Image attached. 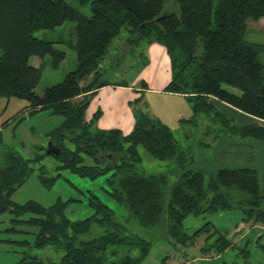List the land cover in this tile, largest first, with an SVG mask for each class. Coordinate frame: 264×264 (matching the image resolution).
<instances>
[{
  "label": "trees",
  "instance_id": "1",
  "mask_svg": "<svg viewBox=\"0 0 264 264\" xmlns=\"http://www.w3.org/2000/svg\"><path fill=\"white\" fill-rule=\"evenodd\" d=\"M169 2L177 10L166 11ZM87 5L89 17L80 12ZM263 18L264 0H217L215 9L212 0H78V8L63 0H0V100L27 102L28 116L45 110L61 116L62 123L47 135L50 144L59 149V156L54 157L61 162L59 169L90 180L109 175L105 191L126 209L127 218L145 230H160L169 243H192L204 227H211L206 223L188 235L183 228L188 216L237 209L242 212L241 222L264 227V174L258 167L217 168L205 182L200 171L187 168L188 157L171 130L142 109L135 111L133 129L127 135L94 127L100 111L85 119L88 97L107 86L98 82L99 66L121 29L126 28L130 33L126 42L146 39L166 49L171 80L164 92L183 96L194 117L212 118L219 132L264 147V76L258 59L264 46L244 40L248 23ZM66 22L74 23L76 68L39 96L35 89L42 64L31 66L29 59L50 56L52 68L57 69L65 53L55 49L54 42L35 38L33 33L53 31ZM223 85L240 95L227 92ZM214 101L253 122L235 123L232 111L221 113ZM141 103L139 98L136 104ZM22 117L19 112L0 127L15 120L20 123ZM139 146L153 159L171 161L178 167L180 174L171 186H167L165 175H148L138 169ZM39 158L26 159L6 146L0 131V216L10 213L13 224L35 228V248L51 246L63 254L58 263L24 257L19 264H142L151 242L131 233L96 196L89 202L93 214L75 222L66 215L68 202L46 207L34 201L17 204L11 200L32 173L31 163ZM38 176L50 188L60 175L47 178L39 172ZM24 216L28 218L22 220ZM92 225L100 228L101 234L84 238ZM226 237L221 234L204 252L223 254L233 247ZM255 244L264 254L262 238ZM244 258L245 264H253Z\"/></svg>",
  "mask_w": 264,
  "mask_h": 264
},
{
  "label": "rangeland",
  "instance_id": "2",
  "mask_svg": "<svg viewBox=\"0 0 264 264\" xmlns=\"http://www.w3.org/2000/svg\"><path fill=\"white\" fill-rule=\"evenodd\" d=\"M63 1L71 7L78 8V0ZM212 3L215 9L217 0H212ZM165 8L168 12L177 10V6L172 2L166 4ZM80 12L83 16L89 17L91 14L90 5L80 8ZM73 34L74 23L71 22H66L53 31L33 33L35 38L54 42V48L65 53V59L57 69L52 68L50 56H46L43 60L37 57L30 58L31 66L36 62L38 65L42 64L41 78L35 89L37 95L40 96L46 88L61 83L65 75L76 68ZM127 39H130V33L126 28H122L99 66L101 80L98 82L104 81L107 86L88 97L86 121L91 119L95 112L100 111L101 114L94 127L101 130L117 129L127 135L133 129L135 111L142 109L171 130L178 146L188 157L187 168L200 171L205 182L217 168L256 166L261 174H264L263 146L253 140H241L229 132H219V128L212 118L204 115L194 117L191 105L186 99L181 100L175 96L176 94L164 92L171 80V70L169 57L162 45L148 43L146 39H142L138 43L126 42ZM244 40L247 43L264 46V18L248 23ZM258 59L263 66L264 76V51L258 54ZM126 85L127 87H125ZM222 88L231 94L240 95L238 90L229 86L223 85ZM139 98H142V103L136 104ZM214 102L218 105L216 108L221 113L228 109L232 111L235 123L253 122L247 116L223 106L219 102ZM20 103L24 104L25 101L11 100L3 118L9 116L10 113L15 115L21 108ZM18 121L15 120L12 124L3 127L1 132L3 143L19 152L26 159H33L35 156L40 158L39 161L31 163L33 171L12 195L13 202L24 204L27 201H34L46 207L57 201L68 202L66 215L75 222L83 221L93 214L89 202L91 196H96L116 213L118 219L127 226L131 233L151 242L149 260L146 264H159L160 262L162 264L166 260H169L167 264L232 262L245 264L244 257L253 264H264V254L256 247L253 234L243 241L238 239L239 235L232 239L233 228L241 222L242 212L240 210L198 217L188 216L183 223L184 231L188 235L204 227L206 223H210L211 227L208 229L204 227V232L192 243L188 242L186 245L169 243L160 230H145L135 220L127 218L126 209L115 203L105 191L107 189L105 180L109 175H102L95 180L83 178L59 169L61 162L46 154L50 144L47 135L62 123L61 116L51 115L50 111L45 110L32 116L25 115L20 123H17ZM180 121L184 122L180 123ZM138 153L141 157L138 169L141 172L148 175H165L168 187L177 180L180 170L173 162L155 160L141 146L138 147ZM39 172L45 174L47 178L55 177L58 174L60 176L50 188H46L39 179ZM27 218L28 216H24L22 220ZM12 219L10 213L0 216V264H19L24 257L27 258V261L32 257L44 262L58 263L60 261L63 255L61 251H57L51 246L42 249L33 246L35 228L26 224H13ZM127 219L128 221H126ZM246 227L248 229L250 226ZM10 229H15V231L12 232ZM101 232L100 228L92 225L84 238L97 237ZM221 234H226V239L231 240L233 247L221 255L212 251L208 254L205 253L204 248H210Z\"/></svg>",
  "mask_w": 264,
  "mask_h": 264
},
{
  "label": "crops",
  "instance_id": "3",
  "mask_svg": "<svg viewBox=\"0 0 264 264\" xmlns=\"http://www.w3.org/2000/svg\"><path fill=\"white\" fill-rule=\"evenodd\" d=\"M30 61V59H29ZM34 67H38V62H36V64L33 65ZM101 89V88H100ZM130 90V89H128ZM98 93V92H97ZM175 95V94H174ZM178 96L179 98H181V100H184L185 98L181 95H175ZM15 98L6 100L2 99L0 100V125L5 122L6 120L10 119L11 117L14 116V114H9V116H6L5 118H3L4 114L6 113L9 104L11 103V100H13ZM19 100V99H18ZM22 101V100H21ZM21 106V108L17 111V113H21V116H25L28 115V110H29V104L27 102H25L24 104L20 103L19 104ZM16 113V114H17ZM2 127H0V131L2 132ZM222 213V212H221ZM250 226L248 229L246 226ZM261 231V234H260ZM232 233V234H231ZM230 234L232 235V239L235 236H238L241 241L245 240L247 237H249L250 235L253 234V238L255 239V242L257 239L262 238V241H264V227H262L261 225H251V224H245L243 222H240L236 227L233 228V231ZM204 247V246H203ZM150 254V253H149ZM216 258L219 256H215ZM147 260H149V255L148 257L144 260V262L142 264H146ZM169 262V260H166L164 263L162 264H167ZM161 264V262L159 263Z\"/></svg>",
  "mask_w": 264,
  "mask_h": 264
},
{
  "label": "water",
  "instance_id": "4",
  "mask_svg": "<svg viewBox=\"0 0 264 264\" xmlns=\"http://www.w3.org/2000/svg\"><path fill=\"white\" fill-rule=\"evenodd\" d=\"M46 154L52 157L59 156V149L57 147L52 146L51 144L48 145Z\"/></svg>",
  "mask_w": 264,
  "mask_h": 264
}]
</instances>
